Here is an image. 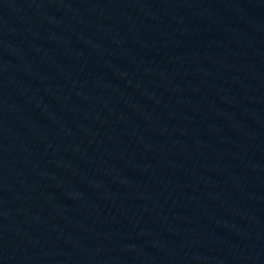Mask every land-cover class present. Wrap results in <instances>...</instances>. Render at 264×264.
Returning a JSON list of instances; mask_svg holds the SVG:
<instances>
[{
    "label": "water",
    "instance_id": "obj_1",
    "mask_svg": "<svg viewBox=\"0 0 264 264\" xmlns=\"http://www.w3.org/2000/svg\"><path fill=\"white\" fill-rule=\"evenodd\" d=\"M0 264H264V0H0Z\"/></svg>",
    "mask_w": 264,
    "mask_h": 264
}]
</instances>
